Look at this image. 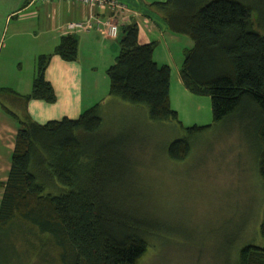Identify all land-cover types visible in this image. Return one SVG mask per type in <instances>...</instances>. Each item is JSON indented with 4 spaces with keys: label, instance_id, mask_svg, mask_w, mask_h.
I'll return each instance as SVG.
<instances>
[{
    "label": "trees",
    "instance_id": "16d2710c",
    "mask_svg": "<svg viewBox=\"0 0 264 264\" xmlns=\"http://www.w3.org/2000/svg\"><path fill=\"white\" fill-rule=\"evenodd\" d=\"M150 7L171 33L193 41L180 77L189 92L211 98L212 122L184 127L171 107L172 70L154 61L157 43H142L136 23L120 33V52L107 69L109 97L183 130L168 147L173 160L186 159L198 135L240 130L264 188V0H167ZM77 50V37L65 35L54 55L71 62ZM52 56L38 58L30 95L0 94L54 103L46 80ZM6 110L19 130L0 206V264H141L158 226L137 204L133 174L142 166L132 160L128 135L106 132L104 102L75 120L46 124ZM237 264H264V247H242Z\"/></svg>",
    "mask_w": 264,
    "mask_h": 264
},
{
    "label": "rangeland",
    "instance_id": "374dc122",
    "mask_svg": "<svg viewBox=\"0 0 264 264\" xmlns=\"http://www.w3.org/2000/svg\"><path fill=\"white\" fill-rule=\"evenodd\" d=\"M175 37L178 43L171 49L177 64H182V50L192 47V40L186 35ZM99 86V98L105 104L104 128L129 136L132 160L142 166L133 174L138 182L137 204L158 226L156 243L152 241L141 264H237L242 247H264L260 235L264 188L252 147L240 130L225 126L198 135L190 155L173 160L168 147L184 135L183 130L171 122L149 120L145 107L110 98L102 91L104 83ZM191 95L208 101L212 122L211 98ZM196 103H191L193 108ZM231 130L232 137H228Z\"/></svg>",
    "mask_w": 264,
    "mask_h": 264
},
{
    "label": "crops",
    "instance_id": "0c3cea01",
    "mask_svg": "<svg viewBox=\"0 0 264 264\" xmlns=\"http://www.w3.org/2000/svg\"><path fill=\"white\" fill-rule=\"evenodd\" d=\"M112 1L123 5L125 10L89 8L80 2L66 0H0V89H10L20 96L30 95L38 58L53 55L46 70V80L56 95L54 103L36 99L25 103L15 96L0 94V206L19 130L18 119L6 109L18 118L29 116L36 123L46 124L64 118L75 120L94 106L97 100L100 99L98 103L104 102L103 98H99V85L104 83L102 91L108 94L107 69L120 52L122 29L133 23L140 28L142 43H157L154 61L160 66L168 65L172 70L170 102L182 122L198 126L211 124L208 101L194 99L181 80L180 69L183 63L177 64L171 49L178 43L176 34L169 31L162 16L150 7L153 3L167 0ZM95 17L116 23L119 37L112 39L103 29L76 32H68L66 29L69 23L84 22ZM70 34L77 37L78 50L76 60L67 62L54 55V51L61 38ZM188 47L182 50L183 56L187 49L193 47V41L192 47ZM193 101L197 102V108L191 105ZM192 111H195V119H192Z\"/></svg>",
    "mask_w": 264,
    "mask_h": 264
},
{
    "label": "built area",
    "instance_id": "2783aa9c",
    "mask_svg": "<svg viewBox=\"0 0 264 264\" xmlns=\"http://www.w3.org/2000/svg\"><path fill=\"white\" fill-rule=\"evenodd\" d=\"M32 2H59L62 0H31ZM66 1H76L82 3L84 6L89 8H99L105 9L110 7L111 9H117L120 11H124L125 8L123 5L118 4L112 0H66ZM68 32H76V31H87L91 29L96 30H104L108 37L112 39L118 38L119 28L118 25L111 20H103L100 18H90L84 22H72L66 26Z\"/></svg>",
    "mask_w": 264,
    "mask_h": 264
}]
</instances>
